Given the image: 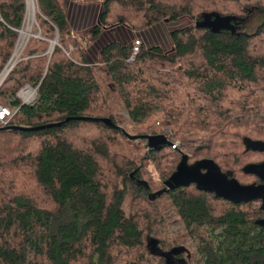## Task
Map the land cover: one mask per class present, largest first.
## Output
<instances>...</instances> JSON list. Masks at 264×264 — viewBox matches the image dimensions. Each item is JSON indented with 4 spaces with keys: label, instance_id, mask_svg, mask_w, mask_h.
Listing matches in <instances>:
<instances>
[{
    "label": "trees",
    "instance_id": "1",
    "mask_svg": "<svg viewBox=\"0 0 264 264\" xmlns=\"http://www.w3.org/2000/svg\"><path fill=\"white\" fill-rule=\"evenodd\" d=\"M36 2L43 38H29L0 84V105L18 108L8 125L79 116L121 125L99 83L101 71L136 134L163 133L180 147L151 151L139 166L142 141L132 143L100 122L0 132V264H166L148 246L151 238L162 252L174 250L162 231L166 219L157 199L150 201L129 175L144 179L151 163L164 181L188 148L240 183L250 181L242 167L253 160L246 159H264L242 142L264 140V22L252 33L239 24L264 11V0L72 2L69 15L71 0ZM84 7L92 23L83 48L70 32L74 12ZM24 15V0H0V72ZM207 15L227 18V26L196 27ZM183 20L188 24L169 31L168 46L156 43L157 26ZM54 34L58 45L49 53ZM134 35L141 44L128 61ZM25 84L36 87L33 104L16 97ZM163 195L203 264H264V227L254 223L264 217L259 201L232 203L193 184Z\"/></svg>",
    "mask_w": 264,
    "mask_h": 264
},
{
    "label": "water",
    "instance_id": "2",
    "mask_svg": "<svg viewBox=\"0 0 264 264\" xmlns=\"http://www.w3.org/2000/svg\"><path fill=\"white\" fill-rule=\"evenodd\" d=\"M228 21L227 18H222L217 15H214L213 18H211V15H207L204 16L201 21H197L195 26L217 30L227 26L226 24ZM72 119L100 122L107 128L119 130L123 136L132 143H139L142 141L146 149V155L151 151H160L172 145V141L163 133L130 134L124 127L112 122L108 117H67L61 122L39 126L6 125L0 126V132L8 130L35 131L51 126H61ZM242 142L246 151L264 152V140H252L248 137H244ZM188 159L189 155L181 152L179 162L174 171L162 182V187L155 191L151 190L147 180L136 177L134 171L130 173L129 177L135 186H140L147 190V197L150 201H155L163 194H167L170 190L175 188L187 187L193 184L197 190L213 193L215 197L223 198L232 203H246L253 200H260V208L264 209V161L259 163H247L242 167L243 173L254 175L258 177L261 182L259 184H242L233 176L232 171H222L210 157H201L192 163H189ZM254 223L264 227V218L256 219Z\"/></svg>",
    "mask_w": 264,
    "mask_h": 264
},
{
    "label": "rangeland",
    "instance_id": "3",
    "mask_svg": "<svg viewBox=\"0 0 264 264\" xmlns=\"http://www.w3.org/2000/svg\"><path fill=\"white\" fill-rule=\"evenodd\" d=\"M75 1H76L75 3L79 6L83 5V6L89 7V5H99V3L102 0H75ZM87 7L80 8V10H77L74 12L73 21L71 24V32H70V36L76 39L78 43L80 44V47H83V48L89 45L90 43L89 36L87 34V28L92 23V21L89 20V16L92 17L91 16L92 12L90 13ZM26 13H27V8L25 10L24 19H23L22 25L19 28V30L21 28L26 27L29 24L30 34L27 36V39L25 40L23 47H25L30 37L32 36L37 37L40 35L39 26H36V21H35L36 19L33 20L36 14L40 15L39 6L36 0H35L34 14H33L32 20L30 21L26 20ZM262 22H264V11L262 12L254 11L246 21H244L242 24H239V30L244 31L246 33H252L254 32L256 27ZM182 24L186 25L188 24V21L183 20L181 22L168 23L166 26L164 25L157 26V28L154 29V33L156 35L155 36L156 43L164 47L168 46L169 45L168 44L169 43V31L177 26H181ZM17 35L18 37H17L16 44L19 38L18 32H17ZM139 38H140V35L133 36V40L139 39ZM50 39L52 40L51 45L56 43V41L58 42L57 34H54L53 37ZM16 44L14 47V51L12 53L13 55L11 57V59L12 58L15 59L14 62L18 60L20 54L22 53L24 49L23 48L19 53H15ZM70 49H72L71 46H70ZM98 74H99V83L101 84V87L105 95L107 96L108 103L110 104L113 112L120 117L121 126L124 127L128 133L136 134V132L133 130V126L131 125V122L129 121V118L123 107V104L117 95V92L113 90V86L111 85L110 87L107 86L109 85V80L104 75H102L101 71H99ZM141 144H143V142H141ZM143 147H144V144H143ZM145 151H144V155L140 159L139 166L143 165L144 158H147L149 156V154L148 155L145 154ZM181 152L189 155L190 162H192L195 159V157L196 159H199L201 157H208L203 153L195 155L193 150L188 149V148H182ZM250 159L254 161V159H256V156L249 157L246 159V161L248 162ZM144 179L148 181L152 191L158 190L162 187L163 181L160 179L159 174L157 173L154 165L151 163L147 164L144 169ZM157 202L167 222V226L162 231L165 235H167L169 241L174 240V244H173L174 250L168 251V252H162L157 246V241L149 238L148 246H149L150 251L153 253L162 255L165 258L166 264H184L185 262H188V264H203L202 259L200 258V256L197 254L195 250V242L191 238L185 235L182 221L175 214L168 197L165 195H162L161 197L157 199ZM178 254H182L183 257L179 258Z\"/></svg>",
    "mask_w": 264,
    "mask_h": 264
},
{
    "label": "built area",
    "instance_id": "4",
    "mask_svg": "<svg viewBox=\"0 0 264 264\" xmlns=\"http://www.w3.org/2000/svg\"><path fill=\"white\" fill-rule=\"evenodd\" d=\"M34 7H35V0H31ZM24 4H25V10L27 8V0H24ZM36 18H33V20H35ZM36 21V20H35ZM36 26H38L37 21H36ZM18 30V29H17ZM16 30V31H17ZM19 33V30H18ZM37 36V35H36ZM37 37H41L43 38L41 35L37 36ZM49 44H50V49H49V53L51 52L53 46L55 44L58 45V42L56 41V43H54L53 45H51V39L48 40ZM54 41V40H53ZM141 44V41L139 39H135L133 41L132 44V48H131V54L128 58V61H132L134 60L135 56L137 55L138 51H139V46ZM11 59V57H10ZM10 59L8 60V62L10 61ZM18 61V60H17ZM16 61V62H17ZM7 62V64H8ZM14 62L13 65L8 69L7 73L10 71V69L14 66V64L16 63ZM7 64L5 65V67L7 66ZM5 67L3 68V70L5 69ZM2 70V71H3ZM1 71V72H2ZM6 73V75H7ZM5 75V76H6ZM5 78V77H4ZM16 97L20 100L21 104H33L37 98V92H36V87L31 86L29 84H25L23 85L18 92L16 93ZM18 108H16L15 110H11L9 107L4 106V105H0V126H6L9 124L10 119L13 117V115L16 113ZM179 146V142L175 141L172 142L171 147L172 148H177Z\"/></svg>",
    "mask_w": 264,
    "mask_h": 264
},
{
    "label": "bare ground",
    "instance_id": "5",
    "mask_svg": "<svg viewBox=\"0 0 264 264\" xmlns=\"http://www.w3.org/2000/svg\"><path fill=\"white\" fill-rule=\"evenodd\" d=\"M33 14H34V5L32 3L31 0H27V13H26V20L30 21L33 18ZM26 21V22H27ZM30 34V26L29 24L24 27L21 28L19 30V38H18V42L16 44V49H15V53H19L24 47V42L27 39V36ZM15 59L12 58L10 59V61L8 62L7 66L5 67V69L0 73V83L3 80V78L5 77L8 69L13 65Z\"/></svg>",
    "mask_w": 264,
    "mask_h": 264
},
{
    "label": "flooded vegetation",
    "instance_id": "6",
    "mask_svg": "<svg viewBox=\"0 0 264 264\" xmlns=\"http://www.w3.org/2000/svg\"><path fill=\"white\" fill-rule=\"evenodd\" d=\"M195 160H197V159H195ZM195 160H193V161H195ZM192 161V162H193ZM262 161H264V159H261V160H259V161H257V162H252V163H259V162H262ZM188 162L189 163H192V162H190L189 161V159H188ZM251 175V174H250ZM251 179H250V181L248 182V183H242V184H250V183H255V184H259L260 182H261V180L258 178V177H256V176H254V175H251ZM257 201H259L260 202V206H261V201L260 200H257ZM262 218H264V217H262Z\"/></svg>",
    "mask_w": 264,
    "mask_h": 264
},
{
    "label": "crops",
    "instance_id": "7",
    "mask_svg": "<svg viewBox=\"0 0 264 264\" xmlns=\"http://www.w3.org/2000/svg\"><path fill=\"white\" fill-rule=\"evenodd\" d=\"M72 2H76V1H75V0H74V1L71 0L70 5H69V10H68V15H69V13H70V11H71ZM101 2H102V1H101ZM101 2H100V3H101Z\"/></svg>",
    "mask_w": 264,
    "mask_h": 264
}]
</instances>
